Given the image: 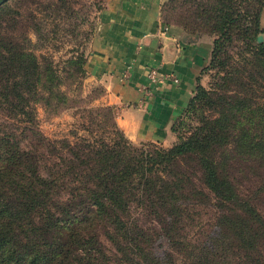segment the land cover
Here are the masks:
<instances>
[{
  "label": "trees",
  "instance_id": "1",
  "mask_svg": "<svg viewBox=\"0 0 264 264\" xmlns=\"http://www.w3.org/2000/svg\"><path fill=\"white\" fill-rule=\"evenodd\" d=\"M101 1L76 9V0H31L21 12L0 0V264H110L98 230L130 264H264V42L255 40L264 0H191L183 28L212 34L200 70L210 82L196 78L170 146L131 142L102 103L83 109L68 136L50 139L36 105L54 111L67 95L51 61L27 47L26 31L39 32L35 15L45 10L77 28L73 20L85 22ZM85 57L75 50L67 59L81 78ZM131 209L158 226L176 256L153 251ZM204 214L210 232L189 241L185 232Z\"/></svg>",
  "mask_w": 264,
  "mask_h": 264
},
{
  "label": "crops",
  "instance_id": "2",
  "mask_svg": "<svg viewBox=\"0 0 264 264\" xmlns=\"http://www.w3.org/2000/svg\"><path fill=\"white\" fill-rule=\"evenodd\" d=\"M163 0H105L88 43L86 78L133 143L170 146L171 123L185 108L210 51L209 39L188 40L163 22ZM153 69L157 82L147 78Z\"/></svg>",
  "mask_w": 264,
  "mask_h": 264
},
{
  "label": "rangeland",
  "instance_id": "3",
  "mask_svg": "<svg viewBox=\"0 0 264 264\" xmlns=\"http://www.w3.org/2000/svg\"><path fill=\"white\" fill-rule=\"evenodd\" d=\"M30 1L31 0H9L8 3L12 10L16 9L23 12L27 7H33ZM37 1L42 3V7L51 2V0ZM76 2L78 4L75 3L73 6L79 9L80 5L85 4L87 0H76ZM101 2L102 4H100L103 7L105 0ZM190 3L191 0H163L161 4L162 20L166 24L181 29L188 40L193 41L197 38L209 39L211 45L213 38L212 34L193 28L191 24L183 28L186 22H184L181 17H187V13L191 10ZM47 13L48 11L45 10V12H40L35 15L36 18L39 19V32L36 34L33 30L29 29L26 31V36L29 39L27 47L39 58V61L43 63L44 58L50 60L62 77L61 89L67 95V102L58 106L54 111L44 107L40 103L36 105V118L39 130L46 137L55 139L68 136V131L83 121V109L95 107L101 103L103 104L101 98L103 92L101 85L89 80L86 76L85 78H81L78 74L73 73V66L67 63V59L75 55V50L78 52L83 51L87 54L88 43L96 25L98 12L95 8L90 7L85 22H81L82 20H80V18H83L82 15H80V18L73 20L74 23L77 24V28L69 26V21H66L63 15L50 16L51 14H49L48 16ZM259 27L261 30H264V6L260 9ZM258 36L260 39H255L256 42H264V32L257 35L256 38ZM210 75V72H206L201 73L199 76V82L205 88H207L210 82ZM3 120L4 119L0 115V122ZM260 200L264 202V195L261 196ZM261 207L263 209L262 213H264V206ZM130 214L132 218L137 219L140 227L151 234L153 239V251L158 256L161 257L164 251L169 252L172 256H176L169 248L166 240L155 234L159 228L153 221L145 218L137 209H131ZM207 217L208 214L202 215L197 227L187 229L185 233L189 241L195 242V240L203 241L205 239L211 228L206 221ZM98 239L106 254L109 256L110 264H130L123 259L113 244L105 237L102 230H98ZM177 259L176 264H181L178 257ZM226 264H239V262L231 258Z\"/></svg>",
  "mask_w": 264,
  "mask_h": 264
},
{
  "label": "built area",
  "instance_id": "4",
  "mask_svg": "<svg viewBox=\"0 0 264 264\" xmlns=\"http://www.w3.org/2000/svg\"><path fill=\"white\" fill-rule=\"evenodd\" d=\"M147 78L151 82H157V78H156V75H155V71L153 69L148 70V72H147Z\"/></svg>",
  "mask_w": 264,
  "mask_h": 264
},
{
  "label": "water",
  "instance_id": "5",
  "mask_svg": "<svg viewBox=\"0 0 264 264\" xmlns=\"http://www.w3.org/2000/svg\"><path fill=\"white\" fill-rule=\"evenodd\" d=\"M256 39H257V40H259V39H260V37L258 36Z\"/></svg>",
  "mask_w": 264,
  "mask_h": 264
}]
</instances>
